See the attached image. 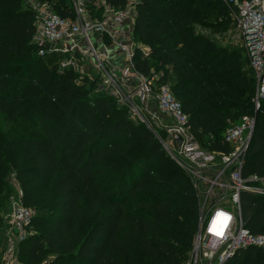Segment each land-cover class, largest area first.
Returning a JSON list of instances; mask_svg holds the SVG:
<instances>
[{
    "label": "trees",
    "instance_id": "16d2710c",
    "mask_svg": "<svg viewBox=\"0 0 264 264\" xmlns=\"http://www.w3.org/2000/svg\"><path fill=\"white\" fill-rule=\"evenodd\" d=\"M39 1L63 19L73 18L62 0ZM106 1L114 8L126 3ZM212 1L139 0L134 66L144 77L162 72L155 88L169 85L191 134L209 151L226 152L227 127L254 117L241 175L264 178V101L254 113L250 71L192 34L190 24L197 22L192 16L215 12ZM16 5L0 0V8ZM33 21L27 14L0 20V115L25 126L28 137L25 168L18 175L30 174L54 188L52 202L39 211L22 190V204L35 217L19 259L51 254L47 264H186L198 215L188 178L170 159L173 167L155 162L164 158L157 137L134 125L124 107L116 109L108 91L90 99L92 84L75 83L76 73L49 67L47 57L37 56L30 43ZM5 150L0 145V175ZM5 203L0 192V209ZM240 214L251 233H264V194L241 193ZM1 229L0 215V235ZM225 264H264V249L238 251Z\"/></svg>",
    "mask_w": 264,
    "mask_h": 264
},
{
    "label": "built area",
    "instance_id": "2783aa9c",
    "mask_svg": "<svg viewBox=\"0 0 264 264\" xmlns=\"http://www.w3.org/2000/svg\"><path fill=\"white\" fill-rule=\"evenodd\" d=\"M218 1L229 11L254 81L250 104L255 113L264 101V0ZM93 2L90 9L87 0H71L72 19L59 17L47 3L38 6L30 41L37 56L59 57L54 63L58 69L70 70L79 78L88 77L90 71L98 73L102 88L127 107L130 118L137 115L134 100L145 104L155 99L159 117H152L164 135L157 139L188 178L197 201V228L186 264H225L238 251L264 249V233H251L240 214L241 193L264 194V178L241 175L255 118L243 116L238 125L227 127L226 152L201 147L169 85L155 88L154 76L144 77L135 69L130 19L139 0H126L121 8L106 0ZM34 217L35 210L22 204L19 191L1 217L2 264H20L19 246L32 235Z\"/></svg>",
    "mask_w": 264,
    "mask_h": 264
},
{
    "label": "rangeland",
    "instance_id": "374dc122",
    "mask_svg": "<svg viewBox=\"0 0 264 264\" xmlns=\"http://www.w3.org/2000/svg\"><path fill=\"white\" fill-rule=\"evenodd\" d=\"M17 5L10 8H0V20L10 19L17 15L27 14L28 16H32L33 19L36 15V10L38 6H40L43 2L39 0H16ZM87 7L92 9L93 0H87ZM58 1L52 0V3H57ZM62 2L68 6L71 5V0H62ZM45 3V2H44ZM212 3L217 5V10L213 13H204V14H194L195 19H197L196 23H191L190 27L192 28V34L198 35L204 39L206 42V47L210 51H218L219 53L231 56L233 61L239 63V66L247 68V62L244 58V55L240 49L239 42L235 36V30L233 27V23L230 18V14L228 9L222 4L218 3L217 0H213ZM50 6V5H49ZM135 16L131 17L130 23L133 24ZM136 44V43H135ZM139 44H136L138 47ZM140 47V46H139ZM143 51L147 52V48H141ZM207 49V48H206ZM213 53V52H212ZM59 57L52 56L47 57L46 62L49 64V67L57 62ZM165 69V68H163ZM1 73V71H0ZM152 76L159 77L162 72H155V70L151 71ZM76 80L75 83L81 84L86 81L85 87L87 88L89 84L93 85L92 92L89 93L88 97L91 99L95 94H100L102 91H105L102 88L103 79L96 73L95 71H90L88 77L79 78L77 74H75ZM82 79H84L82 81ZM174 76H168V81L173 82ZM130 91H128L129 93ZM155 103V109L148 108V105L142 104L139 100H134L132 103L136 109L137 115L133 116L131 122L134 125H141L144 129L153 133L156 137L163 138L164 135L160 130L158 123L152 116H158V112L156 109V101L153 98ZM28 100H23V102H27ZM121 102H116V109L120 107H124L128 112L126 106L122 105ZM26 104L25 106H28ZM26 123V120H25ZM23 125L15 126L10 122L4 120L0 115V145L5 150L4 155V163L5 170L0 178V192L5 195L6 203L0 209L1 217L6 214L8 211L9 204L16 198L19 191L23 192L24 190L27 195L31 198L29 203L36 211H39L43 207L49 205L54 198V188L51 184L45 183L43 180H39L30 174L24 173V176L20 177L18 175L19 172H22L25 168V154L26 147L25 142L28 137L23 133ZM164 158H157L155 160L156 163H159L160 166H171V157L169 153L163 149ZM170 159V160H169ZM174 162V161H173ZM175 163V162H174ZM174 165L172 164V167ZM253 185H257L259 187H263L261 183H254ZM23 188V189H22ZM1 237V236H0ZM1 244L0 239V246ZM53 255L46 254L43 258L37 259L34 261H28L23 255L21 259H19L20 264H47V261L51 260ZM0 264L1 261V248H0Z\"/></svg>",
    "mask_w": 264,
    "mask_h": 264
},
{
    "label": "crops",
    "instance_id": "0c3cea01",
    "mask_svg": "<svg viewBox=\"0 0 264 264\" xmlns=\"http://www.w3.org/2000/svg\"><path fill=\"white\" fill-rule=\"evenodd\" d=\"M145 105H148V108H151L152 110L155 109V103H154V100L153 98H150L146 103ZM156 109H157V106H156ZM159 117V116H158ZM161 119V117H160Z\"/></svg>",
    "mask_w": 264,
    "mask_h": 264
}]
</instances>
